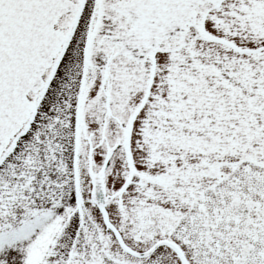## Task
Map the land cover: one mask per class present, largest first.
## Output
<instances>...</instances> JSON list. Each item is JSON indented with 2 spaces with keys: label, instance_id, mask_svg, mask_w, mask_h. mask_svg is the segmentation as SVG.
Listing matches in <instances>:
<instances>
[{
  "label": "snow or ice",
  "instance_id": "snow-or-ice-1",
  "mask_svg": "<svg viewBox=\"0 0 264 264\" xmlns=\"http://www.w3.org/2000/svg\"><path fill=\"white\" fill-rule=\"evenodd\" d=\"M0 264H264V0H0Z\"/></svg>",
  "mask_w": 264,
  "mask_h": 264
}]
</instances>
